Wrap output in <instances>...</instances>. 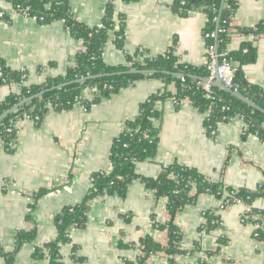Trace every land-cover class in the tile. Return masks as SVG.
Segmentation results:
<instances>
[{
	"label": "crops",
	"instance_id": "0c3cea01",
	"mask_svg": "<svg viewBox=\"0 0 264 264\" xmlns=\"http://www.w3.org/2000/svg\"><path fill=\"white\" fill-rule=\"evenodd\" d=\"M67 1L83 24H101L108 0ZM178 1L186 0H117L116 13L126 20L124 47H118L117 36L111 31L104 61L127 64V55L136 56L141 48L146 52L145 60L153 59L173 46L180 62L206 64L207 16L196 9L182 13L176 7ZM2 8L11 17L10 21L0 19V60L11 70L26 71L25 85L42 84L50 75H64L84 49L82 40L70 34L63 21L45 24L14 13L5 2ZM261 21L264 0H238L231 22L234 34L227 49L237 51L243 42L257 48L242 71L246 79L264 88V34L257 37L237 32L238 27H254ZM215 40L217 43V34ZM166 87L177 91L175 82L144 78L102 98L90 110L76 104L68 111L51 109L41 123L26 117L17 122V137L0 147V245L5 252L16 253L17 264H51L49 257H34L35 246L57 238L56 216L83 201L92 186L93 173L112 169L110 154L115 138L138 116L141 104ZM20 90L17 83L1 84L0 102ZM81 97L92 100L93 89L84 88ZM158 108L163 112L157 122L158 150L153 159L136 164L141 177L156 178L164 166L178 163L197 168L213 182L251 190L262 185L264 142L256 134L244 133L240 118L221 123L218 136L213 138L205 127L209 112L200 111L189 100L176 105L170 99ZM167 205V197L159 196L140 178L130 184L124 198L105 195L93 200L86 226L71 231L72 243L62 245V260L65 264L137 262L143 238L149 236L168 245L171 214ZM254 206L264 210V198H258ZM248 209L244 202L225 206L218 196L202 193L195 204L187 205L175 217L183 235L179 246L186 253L160 251L146 264H264V238L256 239L257 226L243 221ZM209 210L216 211L220 226L201 231ZM32 230L36 231L35 242L18 248L17 234ZM222 238L228 243H221ZM74 246L82 262L72 259ZM0 264H7L2 256Z\"/></svg>",
	"mask_w": 264,
	"mask_h": 264
},
{
	"label": "trees",
	"instance_id": "16d2710c",
	"mask_svg": "<svg viewBox=\"0 0 264 264\" xmlns=\"http://www.w3.org/2000/svg\"><path fill=\"white\" fill-rule=\"evenodd\" d=\"M0 1L9 4L12 11L35 17L45 24L56 20L63 21L70 34L82 40L84 45V49L76 54L74 64L68 68L64 75H50L44 83L37 85H25L27 72L11 70L3 60H0V85L13 83L21 85L19 93H11L4 101L0 102V116L21 101L46 91L41 97L23 104L0 121V147L1 145L8 146L13 142L18 133L15 124L26 116L41 123L51 109L68 111L74 105L81 104L86 110H90L102 98L111 96L144 78L162 79L168 84L171 82L177 84L175 93L166 87L149 96L141 104L138 116L126 123L121 134L113 142L110 154L112 169L93 173L92 186L83 201L75 206L64 208L56 216L58 236L44 246H35L34 257L36 259L41 260L49 257L51 264H65L60 249L62 245L72 243L70 234L72 227L84 228L86 226L90 203L105 195L126 197L130 184L138 178L155 189L159 196L168 199L167 208L171 214V220L167 224L169 242L168 245L163 246L147 236L140 242L141 254L137 262L126 260L125 264H146L152 254L160 251L168 254L186 253L179 246L183 235L175 223V217L187 205L195 204L199 196L206 192L221 198L225 206L236 204L238 201L248 205L249 209L244 214L243 221L245 224L257 226L256 239L264 238V210L254 206V202L258 198H264V182L256 190L238 188L223 182H213L197 168L178 163L164 166L156 178L141 177L136 172L138 162L153 159L157 154L160 140V127L157 122L163 116V112L158 108L160 103L172 98L180 101L189 100L200 111H208L205 127L207 133L213 138L218 136L221 123L240 118L245 124L244 133L256 134L264 142L263 112L252 108L222 88L213 87L212 93L209 95L202 88L203 81L200 80V78H207L209 75L206 64L196 66L180 62L173 46L164 55L153 59L148 58L144 62L134 60L135 54H128L127 64H107L104 61V49L110 38V32H115L118 47L123 48L125 41L126 20L124 16L116 13L117 0L107 1L102 22L94 27L79 21L67 0ZM176 7L181 9L182 13H187L190 9L204 12L207 16L205 32L208 48L215 47L216 34L218 51L221 52L227 48V44L234 34L231 22L238 8V0H186L184 3L178 1ZM3 13L0 19L10 21V12L4 10ZM237 32L259 37L264 34V21L250 28L238 27ZM256 49L251 42H243L239 50L230 52V57L238 65L235 74L238 88L235 91L264 110V88L246 79L242 71V67L248 64L251 57L256 54ZM133 69H152L157 72L153 74L128 73ZM164 71L171 74H165ZM178 73L182 76L175 75ZM89 76L98 77L87 79L82 83L76 82L62 88L52 89L58 85ZM86 87L93 89L94 98L92 100H84L81 97V91ZM205 219L206 222L201 227V231H210L220 226V219L215 210L206 211ZM160 227L164 228L165 226ZM35 237V230L19 232L17 234L18 248L26 242H35ZM221 243L227 244L228 240L222 238ZM15 255V252H5L0 245V256L6 260L7 264H17ZM72 259L76 263L83 261L82 257L76 254L75 246ZM202 264L206 263L203 261Z\"/></svg>",
	"mask_w": 264,
	"mask_h": 264
},
{
	"label": "built area",
	"instance_id": "2783aa9c",
	"mask_svg": "<svg viewBox=\"0 0 264 264\" xmlns=\"http://www.w3.org/2000/svg\"><path fill=\"white\" fill-rule=\"evenodd\" d=\"M1 5H2V1H0V6ZM4 10L6 9L2 8V10L0 11V17L3 16ZM13 12L16 13V11H13ZM245 52H247L246 49H245ZM146 58H147L146 52L144 49L141 48L136 53L134 60L144 62ZM206 66L209 72V75L207 78L209 79L210 82L219 78L225 86L233 89L234 91L237 90L238 83H236L235 81V74H236L237 68L235 66V62L230 57V51L227 48L220 52V51H216L215 47H209L207 51ZM201 85H202V88L209 95L212 93L213 86L211 83L203 82L201 83ZM171 100L176 105H180L183 102V101H180L174 98H172ZM26 118L32 119L29 116H26ZM15 127L18 128L17 123L15 124ZM244 128H245V124H244ZM74 229H76V227L71 228L70 234H71V231H73Z\"/></svg>",
	"mask_w": 264,
	"mask_h": 264
},
{
	"label": "water",
	"instance_id": "95a60500",
	"mask_svg": "<svg viewBox=\"0 0 264 264\" xmlns=\"http://www.w3.org/2000/svg\"><path fill=\"white\" fill-rule=\"evenodd\" d=\"M215 50L218 51V48H217V43L215 45ZM157 71L156 70H152V69H143V70H139V69H133V70H130L128 71V73H142V74H153V73H156ZM163 73L165 74H171L170 72H167V71H164ZM177 76H182V74L178 73V74H175ZM95 77H98V76H89V77H84V78H80L78 80H75L73 82H68V83H64V84H61V85H58L56 87H53L52 89H56V88H62L64 87L65 85H68V84H71V83H82L84 81H86L87 79H90V78H95ZM201 81H203L204 83H211L213 87H218V88H222L228 92H230L231 94H233L235 97L239 98L240 100L244 101L245 103H247L249 106H251L252 108L256 109V110H259L261 112L264 113V110L262 108H260L258 105H256L254 102L250 101L249 99H247L246 97H244L243 95H241L240 93L234 91L233 89L225 86L222 81L217 78L216 80L214 81H209L208 78H200ZM46 91H42L38 94H36L35 96L31 97V98H28V99H25L23 101H21L20 103L16 104L14 107H12L11 109H9L8 111L4 112L1 116H0V121H2L3 119H5L10 113L14 112L16 109H18L20 106H22L23 104L33 100L34 98H37V97H41Z\"/></svg>",
	"mask_w": 264,
	"mask_h": 264
}]
</instances>
